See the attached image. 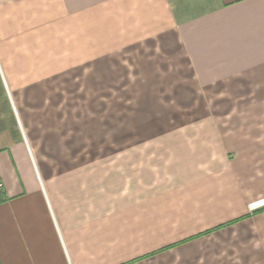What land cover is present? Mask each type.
I'll use <instances>...</instances> for the list:
<instances>
[{
  "label": "crops",
  "instance_id": "1",
  "mask_svg": "<svg viewBox=\"0 0 264 264\" xmlns=\"http://www.w3.org/2000/svg\"><path fill=\"white\" fill-rule=\"evenodd\" d=\"M55 2L0 0V264H264V0H78V28L64 0L76 61L154 41L176 68L133 109L188 113L89 155L6 95L24 48L54 61Z\"/></svg>",
  "mask_w": 264,
  "mask_h": 264
},
{
  "label": "rangeland",
  "instance_id": "2",
  "mask_svg": "<svg viewBox=\"0 0 264 264\" xmlns=\"http://www.w3.org/2000/svg\"><path fill=\"white\" fill-rule=\"evenodd\" d=\"M66 1L67 12H73L69 19L70 27L78 28V6L73 4L78 0ZM63 2L64 0H56L54 4V36L46 42L49 45L54 43V53L47 56V59L54 61H43V55H30L28 47L24 48L27 53H22V59L17 63H6L7 76L15 82V89L11 87V92L7 89V99L9 105L14 101L22 109V120L26 119L29 124L35 123L43 128L53 122L60 125L62 120H77L78 131L77 128L69 127L66 132L78 134V151L84 150L83 154L87 155L92 148L98 147L100 152L104 151L103 146L107 143L95 144L92 141L100 138L99 136L105 138L108 134L115 141L114 145L125 144L128 150H133V145L137 146V142L124 143L122 136L129 134L132 140H136L133 136L137 135L140 128L133 125L139 124L136 123L138 119L155 118L158 113L161 114L160 117L184 122L188 115L185 111H138L133 108H138L139 104L129 100L138 90L155 85L164 77L155 78L156 73L170 72L171 67L175 65L176 68L177 63L161 62L166 57L161 56V48L154 41L123 48L114 47L110 52L99 53L95 57L97 60L93 62L76 61L78 46L73 47V44L78 43V29L67 32L66 42L71 45L69 48L63 43ZM58 18L60 21H57ZM74 34H77L76 38L73 37ZM80 154L78 152V156Z\"/></svg>",
  "mask_w": 264,
  "mask_h": 264
},
{
  "label": "built area",
  "instance_id": "3",
  "mask_svg": "<svg viewBox=\"0 0 264 264\" xmlns=\"http://www.w3.org/2000/svg\"><path fill=\"white\" fill-rule=\"evenodd\" d=\"M4 187V180L3 177L0 174V190Z\"/></svg>",
  "mask_w": 264,
  "mask_h": 264
}]
</instances>
